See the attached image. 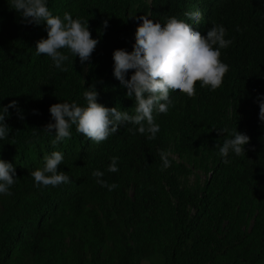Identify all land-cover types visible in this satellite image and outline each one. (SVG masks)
Returning a JSON list of instances; mask_svg holds the SVG:
<instances>
[{"label":"trees","instance_id":"trees-1","mask_svg":"<svg viewBox=\"0 0 264 264\" xmlns=\"http://www.w3.org/2000/svg\"><path fill=\"white\" fill-rule=\"evenodd\" d=\"M48 7L89 20L99 43L83 65L62 49L69 59L61 71L35 52L46 23H26L11 0H0V105L17 100L23 112L21 119L9 110L12 132L0 140V158L18 177L11 195L0 194V264H264V123L256 102L264 93V0H48ZM195 10L203 14L195 29L206 35L222 23L232 40L221 50L230 67L219 87L197 81L194 95L170 92L154 139L122 124L97 143L73 125L70 137L52 144L43 131L50 105L86 103L91 84L98 102L132 111L135 100L113 75L112 53L132 50L142 22L136 16L195 23L184 16ZM213 126L229 132L221 136ZM236 127L250 141L226 162L215 146ZM162 149L171 153L167 168ZM54 150L64 153L58 169L72 180L37 188L30 172ZM112 156L119 157L116 172L107 170ZM94 169L117 187L96 183Z\"/></svg>","mask_w":264,"mask_h":264},{"label":"clouds","instance_id":"clouds-1","mask_svg":"<svg viewBox=\"0 0 264 264\" xmlns=\"http://www.w3.org/2000/svg\"><path fill=\"white\" fill-rule=\"evenodd\" d=\"M11 9L19 13L26 23H46L47 37L36 41L35 52L37 55L49 56L57 69L67 70L64 62L69 59V55L62 49H67L75 57L79 56L82 65L90 61L99 40L93 38L89 20L78 16L74 18L69 11L63 15L53 14L48 7V0H11ZM202 15L200 10L184 13L195 23L175 15L165 23L154 22L149 15L136 16L135 19L142 22L137 25L132 50L117 48L112 53L113 75L126 88V96L135 100L132 111L98 102L99 91L95 84H91L83 91L86 103L65 100L50 105L51 119L43 131L54 137L52 144L56 145L70 137L73 125L76 131L97 143L117 133L122 124H132L133 132L138 131L146 134L148 139H154L160 131L156 114L169 110L172 104L170 92L194 95L197 81L201 87L208 86L212 90L219 87L230 67L221 59V50L228 47L232 40L226 38L227 29L222 23H213L206 35L195 29L193 25L200 23ZM102 23L106 30L109 20L104 19ZM129 70H134L130 78ZM256 102L259 104V119L264 123V93H258ZM10 109H16L23 119L17 100L0 105V140L9 138L12 132L6 122V118L11 115ZM212 128L221 136L229 132L227 126ZM249 141L250 136L236 127L222 144L216 143L215 147L227 162L230 153H245V145ZM159 155L163 167H169L171 153L162 149ZM43 159V167L30 172L37 188L71 182L68 172L58 169L64 160L62 151L54 150ZM110 160L107 170L118 171L119 157L112 156ZM92 175L96 183L107 187L109 191L117 187L116 183L103 179L105 172L101 169H94ZM17 179L16 166L0 158V194L11 195V186Z\"/></svg>","mask_w":264,"mask_h":264},{"label":"rangeland","instance_id":"rangeland-1","mask_svg":"<svg viewBox=\"0 0 264 264\" xmlns=\"http://www.w3.org/2000/svg\"><path fill=\"white\" fill-rule=\"evenodd\" d=\"M174 158H176V157H174ZM204 178V177H203Z\"/></svg>","mask_w":264,"mask_h":264}]
</instances>
